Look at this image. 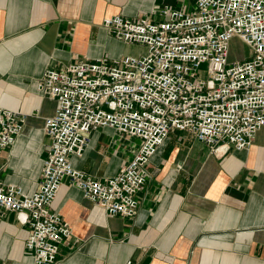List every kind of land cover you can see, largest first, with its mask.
<instances>
[{
    "label": "crops",
    "instance_id": "0c3cea01",
    "mask_svg": "<svg viewBox=\"0 0 264 264\" xmlns=\"http://www.w3.org/2000/svg\"><path fill=\"white\" fill-rule=\"evenodd\" d=\"M166 0H0V105L29 115L0 153V183L35 190L49 138L44 118L56 101L37 90L47 67L124 56L102 24L120 14L160 18ZM177 7V6H174ZM133 144L122 153L123 139ZM140 140L98 127L72 165L94 178L114 175ZM126 149V148H125ZM146 181L130 217L111 215L64 178L51 208L70 226L55 264H264V126L246 148L212 150L191 132L171 129L145 164ZM28 227L0 215V264H33Z\"/></svg>",
    "mask_w": 264,
    "mask_h": 264
},
{
    "label": "built area",
    "instance_id": "2783aa9c",
    "mask_svg": "<svg viewBox=\"0 0 264 264\" xmlns=\"http://www.w3.org/2000/svg\"><path fill=\"white\" fill-rule=\"evenodd\" d=\"M135 19L120 14L102 21L126 44L146 47L138 56L83 59L47 67L36 87L54 99L44 118L49 138L38 184L31 193L0 183V215L10 210L28 227L33 264H55L70 226L51 208L68 178L85 198L111 215L130 217L147 177L145 164L171 129L191 132L215 150L250 145L264 126V0H196L193 9L168 4ZM236 37L250 54L230 60ZM207 62V75L198 68ZM29 115L0 105V153L12 145ZM110 127L140 140L136 152L103 180L76 169L91 132Z\"/></svg>",
    "mask_w": 264,
    "mask_h": 264
},
{
    "label": "rangeland",
    "instance_id": "374dc122",
    "mask_svg": "<svg viewBox=\"0 0 264 264\" xmlns=\"http://www.w3.org/2000/svg\"><path fill=\"white\" fill-rule=\"evenodd\" d=\"M169 4H173L174 6L181 7L184 6L189 11L190 9H193L196 0H166ZM146 47L139 45V44H126L124 46V55H134L138 56L140 53H145ZM250 54L249 47L236 37H233L230 41V54L229 59L230 60H236V59H242L244 57H248ZM207 62H202L198 68V75L201 78H205L207 75ZM123 145H125V148L122 150V153H124L126 150L129 151V148L132 147L133 143L126 138L123 139L122 142Z\"/></svg>",
    "mask_w": 264,
    "mask_h": 264
}]
</instances>
